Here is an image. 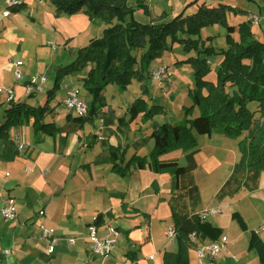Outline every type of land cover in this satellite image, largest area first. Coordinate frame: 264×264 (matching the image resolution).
<instances>
[{"label": "crops", "instance_id": "0c3cea01", "mask_svg": "<svg viewBox=\"0 0 264 264\" xmlns=\"http://www.w3.org/2000/svg\"><path fill=\"white\" fill-rule=\"evenodd\" d=\"M2 1L6 5L5 0ZM33 1L39 5L34 8L33 16L38 17L42 14L46 16L43 23L47 28L42 35L50 33L57 37V46L53 47L51 58L46 60V63L48 62L46 70L54 75L61 67L75 59L81 47L88 45L91 39L100 37L106 28L101 20L89 19L84 9L75 15L64 13L56 15L55 8L53 11L49 7H43L46 0ZM192 1L128 0V4L135 7L138 2H143L151 9L154 17L164 13L167 20L183 11L185 14L196 12L202 2L208 6L224 4L238 7L247 11L248 15L228 13L229 23L237 26L248 18L258 17L259 24L252 25L258 27V34L254 32L256 38L264 42V0H198L197 3L190 4ZM21 4L23 8L28 2L18 1L16 7ZM40 7L44 9L41 10ZM6 8L18 13V10L9 9L7 5ZM3 12H0L2 17L10 16V14L3 16ZM19 15L16 14V18ZM135 16L141 22H149L142 10H137ZM33 20L35 21V18ZM9 23L0 30V88L12 87L16 101L26 100L37 106L29 97L24 96V88L19 82L24 79L27 83L33 75L39 73L38 69H41L43 63L37 59L36 52L45 43L41 41L30 49L29 43L36 36L27 35L24 29H20L15 23ZM57 24L61 26L57 27ZM8 33L12 43L7 46ZM225 34L224 28L210 26L202 30L201 38L210 37L211 40L206 42V46H214L216 37L224 38ZM32 50L34 57H31ZM171 50H174V45ZM186 57L179 46L174 56H170L169 59L175 64ZM32 58L33 63L30 62ZM16 60L23 62V77L19 82L15 80V67L12 63ZM210 60L211 65L213 62L218 65L220 58ZM161 65L163 62L155 60L150 64L149 71ZM171 75L177 80L180 79L175 73ZM81 76L83 75L78 73L63 78L64 83L60 88L63 97L68 90H75L81 96V90L84 89L80 81ZM150 82L159 88H163L165 84L152 79ZM172 83H168L167 87L175 89L173 91H176V98L183 88L174 87ZM116 87L117 94L127 93L120 92L118 86ZM134 87V92L129 94L131 99L127 101V105L107 104L97 116L95 124L87 125L85 135L79 132L73 135L61 133L48 136L35 133L30 123L13 127L8 139L0 138V207L6 199L11 198L16 209L14 219L4 218L0 214V264H164L166 252L177 253L180 250L178 238L174 236L168 240L166 236L168 229L174 228L169 206L171 174L155 173L150 165H147L142 170L132 168L129 175L123 177L112 171L111 164L103 162L108 157L111 146L125 148L127 160L133 154L149 155L154 147L151 134L161 124L143 121L142 124H138V117L134 122L118 129L119 119L127 118V110L135 101L132 94L137 95V98L144 97L139 81ZM39 95V93L32 95L38 99L37 104L42 101ZM151 96L154 100V95ZM187 99L192 105V100ZM184 104L187 103H182L183 109ZM8 106L7 95L0 92V123L4 121V112ZM111 106L120 108L121 116L117 115V110L113 114ZM183 109L180 110L179 117L185 123ZM59 111L60 109L54 110L56 113ZM66 113L74 114L68 110ZM47 121L52 119L47 117ZM15 135H19L20 142L24 145L22 150L17 148V143L13 139ZM181 158H185L182 151L178 154L171 152L161 157L162 160H177L179 163ZM228 178L215 187L211 202L203 200L201 185L195 179L199 187V199L192 206V212L200 214L216 208L222 210L221 213L209 215L204 220L218 229L217 238L208 237L199 241L210 244L225 236L231 243L227 245L226 252L213 259L205 257L201 261L196 247L189 241L186 250L189 264H264V259L251 248L252 231L258 230L264 224L263 208L254 204L252 212L251 208L243 204L246 200L244 197L263 189L261 183L264 182V171L260 175L256 190H242L231 198L218 199L217 193ZM249 210L251 214L248 213ZM42 211L44 215L40 214ZM234 213L243 219L245 228L232 216ZM100 214L104 217V224L97 226L95 220ZM42 224L53 229L58 238L52 252L40 239ZM93 225L97 227V233L101 236L108 226L118 228L120 231L115 247L106 257L92 254L88 233ZM256 233L264 242V231ZM69 238H75L76 243L70 245Z\"/></svg>", "mask_w": 264, "mask_h": 264}, {"label": "trees", "instance_id": "16d2710c", "mask_svg": "<svg viewBox=\"0 0 264 264\" xmlns=\"http://www.w3.org/2000/svg\"><path fill=\"white\" fill-rule=\"evenodd\" d=\"M50 1L55 6L56 15H75L84 9L89 19L101 20L106 28L100 37L91 39L88 45L80 48L71 63L57 71L55 85L47 92L43 105L34 106L26 100L9 102L4 121L0 123V138L8 139L13 127L30 123L35 133L48 136L77 133L86 124H94L106 106L107 86L115 84L121 90L137 80L141 83L143 95H149L150 64L171 50L174 44H179L187 57L175 65H189L194 77V85L188 91L192 105L184 108L185 123L164 122L155 129L151 134L154 147L149 155L133 154L127 160L125 148L111 146L103 162L111 164L112 171L123 177L128 176L132 168L142 170L147 165L155 173L171 174L169 206L180 250L177 253L166 252L164 264H189L186 255L189 235L195 233L198 239L204 240L217 238L219 234L217 228L192 212V206L199 199V187L194 177L198 166L195 158L198 136L217 133L240 139L239 160L219 189L218 199L231 198L242 190H256L264 171V42L256 38L252 19L248 18L237 26L231 25L228 13L248 15V12L224 4L208 6L204 2L192 14L183 11L167 20L164 13L154 17L143 2L133 7L128 0ZM197 2L193 0L190 4ZM16 6L8 8L19 11L22 4ZM137 10H142L149 22L139 21L135 16ZM210 26L225 29V47L206 46L211 38L202 39L201 32ZM217 57L220 60L213 81L208 78L212 72L210 59ZM78 73L83 75L80 81L91 96L87 113L75 114L63 126L47 121L55 108L48 107L49 101L61 80ZM195 109L198 115L192 117ZM164 112L161 105L149 106L144 98L136 99L127 110V118L119 119L118 129L139 116L147 123ZM174 150L185 153V166L180 167L177 160L161 159ZM232 216L245 228L237 213ZM103 219V215H98L95 224L103 225ZM251 248L264 259V242L256 231L251 234Z\"/></svg>", "mask_w": 264, "mask_h": 264}, {"label": "rangeland", "instance_id": "374dc122", "mask_svg": "<svg viewBox=\"0 0 264 264\" xmlns=\"http://www.w3.org/2000/svg\"><path fill=\"white\" fill-rule=\"evenodd\" d=\"M21 1V0H18ZM28 4L27 6H24L21 8L18 13L17 12H11L6 8V5L2 0H0V12L3 11H8L10 16L8 18H4L0 15V30L3 28V26H7L8 24L15 23L16 26H18L20 29H24L26 31L27 35H35L34 39L29 43L30 44V49H32V46H35L37 43L44 41V45L40 46L36 52L37 59L39 62L43 63L41 65V69H38V74L33 75H46L47 76V82L43 85V90L39 92L40 99L42 100L40 104H44L46 100V92L49 91L51 88L54 87V80H55V75L54 73L48 72L46 70V60L51 58L52 54V49L53 47H56L57 44V37L53 34L50 33H45L42 35L43 32H45V29L47 28L43 21L46 20L45 14H42L38 17L33 16V10L34 8H37L39 5L34 3L33 0H27ZM44 3V8L49 7L54 11V5L50 0H46L43 2ZM40 7L41 10L44 8ZM16 14H20L18 18H16ZM16 18V20H15ZM35 18V21L33 20ZM43 23V25H40ZM62 24V22H61ZM61 24H57V27H60ZM49 28V26H48ZM217 28H223L221 26H217ZM49 28L48 30H50ZM253 31L258 34V27L253 26ZM37 34V35H36ZM33 37V36H32ZM221 37H216L217 40L214 42V46H225L224 38ZM6 44L7 46L12 43L10 33H8V37H6ZM180 45L174 44V50L171 51H165L162 55V57L158 58L157 60L160 62H163V65L167 67L168 70H172V74L175 73L179 75V78H173L172 77V84L174 87L178 88H183L182 92L180 95H178L175 98V93L176 91H173L175 89H168V83H165L163 85V88H159L155 83H151L150 80L148 81V92L149 95L145 94L143 95L145 100H147L149 106L152 104H158V105H165L164 109L165 112L161 115L156 116L154 119L149 121L151 124H162L164 122H169L171 124H183L182 119L179 117L180 110L183 109L182 103H187L184 104L185 107H190L191 102L189 101L190 98L187 94L190 88L193 87L194 85V77L192 73V69L190 68L189 65L187 66H179L175 65L173 62L170 61L169 57L174 56L175 52H177V49L179 48ZM38 47V46H37ZM82 48V47H81ZM68 50V49H67ZM67 54V53H66ZM31 57H34V51H31ZM181 57V56H179ZM31 63L34 62V59L32 58L30 60ZM212 72L208 76L210 80L215 81V72L217 70V64L214 62L211 65ZM170 72V71H169ZM57 73V72H56ZM19 82V81H18ZM157 82V81H156ZM25 83L24 79H22L19 84L23 86L24 88V96H25ZM64 81L63 79L60 82L59 87L56 88L55 95L50 99L49 101V108L52 109L55 105L59 104L63 97V92L60 90L61 85H63ZM131 84H133L131 86ZM126 89H119L120 92H127L123 95L117 94L116 91V86L115 84L109 85L105 92V99L108 105L111 104H120L124 103L127 105V101H129L131 98L129 94L131 92H134L135 90V84H138L137 80H134ZM154 95V100L152 96ZM164 94V95H163ZM134 95L133 98L136 100L137 95ZM26 97V96H25ZM81 99H83L86 103L87 106H89L90 102V94L85 90H81ZM31 101L38 106L40 104H37L38 99L35 96H30L29 97ZM44 99V100H43ZM139 99V98H137ZM191 99V98H190ZM172 102V103H171ZM106 104V106H107ZM163 104V105H162ZM256 105V104H255ZM60 111L58 113L53 112L52 114H49V118L52 119V121L55 122L57 126H63L68 120H70L75 114H71L70 117H68L66 113V109L64 107L59 108ZM112 113L115 114L116 110L118 112V116H121V111L120 108H116L114 106H111ZM184 110V109H183ZM185 115V112H184ZM198 115V110L195 109L193 112L192 117H196ZM97 119V118H96ZM185 120V118L183 119ZM98 124L100 121H97ZM138 124H142L141 116H139V121L137 122ZM149 123V124H150ZM95 124V122H94ZM86 124L81 130H79L77 133H81L82 135H85L86 129H87ZM72 133L71 135H73ZM70 135V134H69ZM224 138V139H220ZM240 139H234L231 137H226L224 135H218L217 133H214L211 137L208 136H200L198 137V150L195 153V158L197 161V169L195 170V179L201 185V190H202V196L203 200L206 202H211L212 198L214 197V190L215 187H217L218 183L221 181L225 180L229 175L231 174L234 164L239 160L240 157V152L238 148V142ZM181 152L180 150H174L172 153L178 154ZM171 153V152H170ZM181 155V153H180ZM186 164V159L181 158L180 159V167L185 166ZM196 182V183H197ZM262 190L260 192L252 193L250 195H247L246 200H244L243 204L247 208H251L252 211V205L260 206L263 209L264 212V182L261 183ZM249 210V214L251 212ZM250 217V216H249Z\"/></svg>", "mask_w": 264, "mask_h": 264}, {"label": "built area", "instance_id": "2783aa9c", "mask_svg": "<svg viewBox=\"0 0 264 264\" xmlns=\"http://www.w3.org/2000/svg\"><path fill=\"white\" fill-rule=\"evenodd\" d=\"M5 3L8 7H12L18 4V0H5ZM3 16H8L9 12L4 11L2 13ZM253 24H259V18L253 17L252 18ZM15 70H14V77L15 80L18 82L22 79V66L23 62L21 61H12ZM151 79L157 81L158 83H171L172 82V75L167 69V67L161 65L156 67L154 70L151 71ZM47 82V77L45 75H37L32 77L26 84H25V96L30 97L34 94H37L43 90V85ZM0 92H4L7 95V101L10 102L15 100V92L12 87H5L0 88ZM59 107H64L70 113H74L76 115H85L88 110L87 103L81 99L78 92L75 90H68L62 99V101L57 104L54 110H58ZM14 141L17 143V148L22 150L24 145L20 142L19 135H15L13 137ZM222 210L220 208L211 209L199 214V217L202 221H204L209 215H216L221 213ZM0 214L7 219H14L16 217V209H15V202L13 199L8 198L6 199L2 206L0 207ZM41 215H44V211L40 212ZM41 235L40 239L45 242L48 246V250L52 252L54 250L55 245L58 242V238L55 235L53 229L48 228L46 225L42 224L40 226ZM258 231H264V224L260 226ZM88 236L91 241V251L93 255L99 257H106L109 255L115 244L117 239L120 237V231L113 227L108 226L105 228L104 234L101 236L97 233V227L92 226L89 229ZM167 239L170 240L174 236H176L175 229L172 227L168 229L166 233ZM189 241L192 245L196 247V252L198 255L199 260L202 261L205 257L215 258L219 256L221 253L227 251V245L231 243L228 237H221L220 239L210 243L205 244L199 241L195 233H191L189 235ZM68 243L73 245L76 243L75 238H69Z\"/></svg>", "mask_w": 264, "mask_h": 264}]
</instances>
